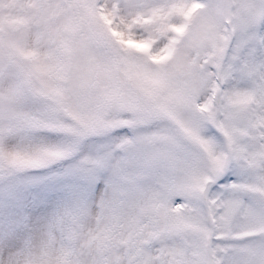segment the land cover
<instances>
[{"label":"snow or ice","instance_id":"obj_1","mask_svg":"<svg viewBox=\"0 0 264 264\" xmlns=\"http://www.w3.org/2000/svg\"><path fill=\"white\" fill-rule=\"evenodd\" d=\"M0 264H264V0H0Z\"/></svg>","mask_w":264,"mask_h":264}]
</instances>
